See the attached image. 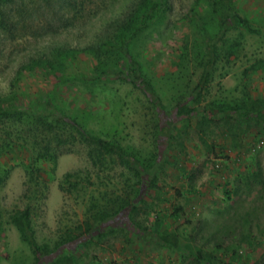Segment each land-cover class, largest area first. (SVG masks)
<instances>
[{"label":"rangeland","instance_id":"obj_1","mask_svg":"<svg viewBox=\"0 0 264 264\" xmlns=\"http://www.w3.org/2000/svg\"><path fill=\"white\" fill-rule=\"evenodd\" d=\"M166 2L170 10L125 51L115 35L140 0H0V99L12 95L18 107L47 104L52 117L64 120L54 135H38L49 140L52 156L34 167H27L28 146L0 156V264L32 262L9 223L11 212L29 208L35 241L51 249L65 231L96 211H113L128 194L138 230L126 224L101 239L96 232L82 235L67 246L78 264H196V250L215 256L212 264H264V127L243 124L245 132L232 141L218 126L205 138L212 150L200 142L192 118L173 147L160 153L151 106L115 74L117 68L127 74L123 67L132 60L166 109L180 98L193 107L189 97L207 49L193 19L213 33L216 22L206 0ZM216 2L221 19L236 14L258 33L226 20L215 43L211 82L196 109L246 94L262 107L264 122V0ZM72 122L141 160L160 153L155 187L136 185L138 178L114 157L93 164L91 146L79 143ZM156 214L164 218L151 238ZM171 237L174 247L160 241Z\"/></svg>","mask_w":264,"mask_h":264},{"label":"trees","instance_id":"obj_2","mask_svg":"<svg viewBox=\"0 0 264 264\" xmlns=\"http://www.w3.org/2000/svg\"><path fill=\"white\" fill-rule=\"evenodd\" d=\"M212 19L216 22L217 31L215 33L208 31L203 22L194 16L193 22L197 29L200 31L202 41L206 45V53L200 62L201 67L198 80L194 90L190 94L193 107H190L189 101L181 99L178 101L173 109L168 110L161 104L158 95L156 94L153 86L149 80L142 74L136 62L130 60L123 68L127 74L123 75V71L117 68L116 76L131 84L132 87L139 89L145 101L151 106L156 122L155 127V145L162 149L172 148V140L177 142L180 138V133H185L186 129L190 127L192 118H195L194 129L199 135V140L203 145L209 146V149L214 150L213 143H207L205 138L208 135L214 134V129L218 126L222 128V134L228 136L232 141L243 134L246 127L242 129V125L248 126L250 123L258 124L264 127L260 116V108L252 102L248 101L246 94L240 100L236 101H209L204 104L200 110L197 106L201 102V92L210 84L212 76V67L215 60V43L217 37L223 34L226 27V20L235 27L244 28L249 33H258L257 30L249 27L239 16L236 14L229 15L227 19H221V14L217 9L216 0H206ZM136 9L129 15L130 19L126 25L120 24L119 30L115 35V39L119 44V50H125L134 37L142 30L146 29L153 23L160 20L162 15L170 10V6L166 0H140L136 4ZM195 14V13H194ZM196 15V14H195ZM225 25V26H224ZM126 53V52H124ZM231 53H229L230 55ZM13 96H7L0 99V156H5L12 153L13 149L18 151L27 147L29 152V163L27 167H34L38 159H46L52 156L50 149V142L46 138H38V135L47 136V134H55V129L60 123L64 124L63 119L52 117V109L47 107V104L37 105V102L29 103L27 106L18 107L13 103ZM73 123V130L78 135L79 143H84L91 146L88 153L92 163L101 164L104 156L114 157L125 168L130 170L136 178H138L136 185L140 187L143 184L145 191L155 187L154 172L158 164L157 158H160V153H157L155 160H141L132 152H128L120 145L102 140L95 136H91L87 132L81 130L79 125ZM179 123V128L176 135H172L174 125ZM181 128V129H180ZM43 143V145H41ZM181 147V143L178 142ZM222 150V149H220ZM51 151V152H50ZM36 170V167H35ZM70 175H66V182L75 188L76 183H69L67 180ZM126 195V194H125ZM115 203V202H114ZM113 203V204H114ZM117 206L111 212L96 211L90 219L87 218L80 225L75 226L73 229L65 231L59 239L54 243L50 249L47 244H38L34 238V232L31 225L30 209L25 207L21 210L11 212L8 217L9 223L17 232L19 239L23 242L31 255V264H78L76 258L68 253L67 246L76 244L82 235L91 234L96 232L98 239L111 234L113 231L126 227L128 224L132 231L138 230V223L133 222L132 212L136 210L134 199L130 195L120 199L115 203ZM123 218V220L121 219ZM163 215L156 214L153 220V229L149 237L153 238L159 235L160 223L163 220ZM120 223V224H119ZM118 225L120 227H118ZM143 236L144 239L149 238ZM160 238L161 242H165L168 247H174L176 240ZM218 247V246H217ZM216 247V248H217ZM235 254V251H232ZM223 256H227L223 254ZM196 264L204 261L206 264H212V260H216L215 256L203 253L201 250H196L194 253ZM218 264H223L222 259H218Z\"/></svg>","mask_w":264,"mask_h":264}]
</instances>
